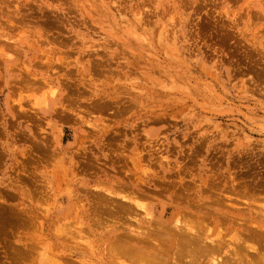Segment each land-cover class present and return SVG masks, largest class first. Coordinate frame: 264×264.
Returning <instances> with one entry per match:
<instances>
[{
    "label": "rangeland",
    "instance_id": "1",
    "mask_svg": "<svg viewBox=\"0 0 264 264\" xmlns=\"http://www.w3.org/2000/svg\"><path fill=\"white\" fill-rule=\"evenodd\" d=\"M0 154V264H118L89 221L101 183L236 248L264 221V0H0ZM78 218L83 250L57 236Z\"/></svg>",
    "mask_w": 264,
    "mask_h": 264
},
{
    "label": "bare ground",
    "instance_id": "2",
    "mask_svg": "<svg viewBox=\"0 0 264 264\" xmlns=\"http://www.w3.org/2000/svg\"><path fill=\"white\" fill-rule=\"evenodd\" d=\"M5 51V50H4ZM93 65V64H92ZM98 65V64H97ZM94 67V66H93ZM92 69V68H91ZM92 72V71H91ZM15 80V79H14ZM11 83V82H10ZM104 97V96H103ZM106 100V99H105ZM104 102V101H102ZM106 102V101H105ZM107 104V103H106ZM104 104V105H106ZM11 106V105H10ZM100 106V105H99ZM38 139V138H37ZM35 142V141H34ZM33 142V143H34ZM13 144V143H12ZM32 144V143H31ZM36 145V144H34ZM33 145V146H34ZM38 145V144H37ZM40 146V145H39ZM39 146H38V149H39ZM44 148V147H42ZM6 149V148H5ZM36 148H34V151ZM41 149V148H40ZM2 151V150H1ZM33 151V150H32ZM37 152V151H36ZM40 150H39V154H40ZM3 153V152H2ZM32 153V152H31ZM1 155V154H0ZM88 155V154H87ZM3 156V155H2ZM16 156V155H15ZM110 156V154L108 155ZM5 157V156H4ZM3 157V158H4ZM24 157V156H23ZM2 159V157H0ZM113 158V157H112ZM129 158V157H128ZM31 159V157H30ZM33 159V158H32ZM101 159V158H100ZM2 161V160H0ZM26 161V160H25ZM24 161V162H25ZM35 161V160H34ZM28 162V161H27ZM128 162V161H127ZM3 163V162H2ZM26 163V162H25ZM24 163V164H25ZM36 163V162H35ZM87 163V162H86ZM18 164V162H17ZM20 164V163H19ZM29 164V167H30V163L28 162ZM32 165V164H31ZM37 165V164H36ZM39 165V164H38ZM88 165V163H87ZM95 165V164H94ZM137 165V164H136ZM26 166V165H25ZM24 166V167H25ZM89 166V165H88ZM93 166V165H92ZM2 167V165H1ZM87 167V166H85ZM84 167V168H85ZM92 168V167H91ZM90 168V169H91ZM95 168H98V167H95ZM18 169V168H17ZM67 169V168H66ZM81 169V168H80ZM87 169V168H86ZM142 169V168H141ZM19 170V169H18ZM93 170V168H92ZM12 171V170H11ZM20 171V170H19ZM26 171V170H25ZM31 171V170H30ZM83 171V170H82ZM98 171V170H97ZM96 171V172H97ZM13 172V171H12ZM18 172V171H17ZM16 172V173H17ZM28 172V170L26 171ZM103 173V172H102ZM33 174V172H32ZM36 174V173H35ZM34 175V174H33ZM32 175V176H33ZM17 176V175H16ZM22 175L20 174V178L22 179L21 177ZM31 176V175H30ZM24 177V176H23ZM17 178V177H16ZM29 178V177H28ZM114 178V177H113ZM140 178V177H139ZM19 179V178H18ZM25 179V178H24ZM35 179V178H34ZM124 179V178H123ZM126 179V178H125ZM13 181V180H12ZM19 181V180H18ZM26 181V179H25ZM140 181V180H138ZM29 183V181H27ZM33 182V181H32ZM209 182V181H208ZM211 182V181H210ZM20 183V182H19ZM23 183V181H22ZM31 183V182H30ZM39 182H37V185H38ZM66 183V182H65ZM130 183V182H129ZM137 183V182H135ZM139 183V182H138ZM32 184V183H31ZM34 184V182H33ZM140 184V183H139ZM137 184V185H139ZM193 184V183H192ZM195 184V183H194ZM209 184V183H208ZM24 185V184H23ZM26 185V183H25ZM123 185V184H122ZM121 185V182H120V185L117 184V186H112L111 184L110 185H104V183H101V184H98L97 186V189H99V193H94L97 195L98 198H100L102 200V202H98V204L95 202V205L97 204V208L99 209H95L94 212L90 213V218H89V221L93 224L95 223L96 226L99 225L102 226L104 224V226L102 227L104 229L105 227V230L106 229H112V230H108V232L105 234V236H108V242L109 244H106L107 246H110V249H109V253H111V255L109 257L112 256L113 259H115L116 261H118V264H119V261H120V264H204L205 260H207V264H264V221L263 222H260L259 224H255L256 221L259 222L258 220H256V218L254 220L255 225L252 226V223L253 222L252 220H250L249 218L244 219V221H246L247 223H245V228L244 230L246 231V234L245 235L243 233V235L246 237L242 238L240 236H234L232 239V243H234V245L237 244V247L236 248H233L231 249L232 247H230V244H227L228 242H226L225 240V237L227 236H222V232H216L215 235H213L212 237H210L211 235L209 234L210 233V229L209 228V232H205V228L203 229V227L201 226L202 223H204L206 220L203 219V216L200 214V213H195V214H192V215H189V212L186 214L184 213H179L177 215V218L176 216L174 218H176V222L173 221V223L175 224L174 226H172L173 224H166L165 222H163V218L165 217V212L166 211H163L161 213V216L158 218H156L154 216V213L152 212V210H148L149 208H147L145 205L141 204L140 202H138V200H136V198L138 199L140 196L136 197V194L134 192V188L136 187L134 184H130V185H127L126 183L122 186ZM247 185V184H246ZM9 186V185H8ZM28 186V185H27ZM33 186V185H32ZM85 186V185H84ZM142 186V185H141ZM140 187V185H139ZM216 187V186H214ZM214 187H211V188H214ZM23 188V187H22ZM28 188V187H27ZM39 188V187H38ZM195 188V187H194ZM245 188V187H244ZM248 188V187H246ZM255 188V187H253ZM18 189V188H17ZM82 190H84L83 188H81ZM88 189V188H87ZM2 192L6 191V189H1ZM4 190V191H3ZM35 190V189H34ZM77 190H80V189H77ZM94 190V189H93ZM136 190V189H135ZM212 190V189H211ZM236 190V189H235ZM238 190V189H237ZM245 190V189H244ZM251 190V189H250ZM253 190V189H252ZM88 191V190H87ZM90 191V190H89ZM96 191V190H95ZM96 191V192H97ZM137 191V190H136ZM139 191V190H138ZM137 191V192H138ZM194 191V190H193ZM205 191V190H203ZM218 191V190H217ZM240 191V190H239ZM0 192V193H2ZM31 192V191H30ZM84 192V191H83ZM92 192V193H93ZM213 192V191H211ZM235 192V191H234ZM241 192V191H240ZM250 191H246V193H248ZM10 193V192H9ZM38 193V192H37ZM86 193V192H85ZM91 193V194H92ZM203 193V192H202ZM206 193V192H205ZM204 193V194H205ZM239 193V192H238ZM243 193V191H242ZM8 194V193H7ZM21 194V193H20ZM88 194V193H87ZM86 194V195H87ZM197 194V193H194V195ZM207 194V193H206ZM215 194V193H214ZM235 194V193H234ZM241 194V193H240ZM250 194V193H249ZM3 195V194H2ZM10 194H8L9 196ZM12 196V199L13 197L15 198V196H13V194H11ZM95 195V196H96ZM141 195V194H140ZM183 195V194H182ZM236 195V194H235ZM238 195V194H237ZM242 195V194H241ZM6 196L7 198V195H5L4 193V197ZM25 196V195H24ZM33 196H36V195H33ZM197 196V195H196ZM213 196V195H212ZM243 196V195H242ZM17 197V196H16ZM30 197V196H29ZM92 197V195H91ZM90 196L88 198H91ZM144 197V196H143ZM149 197V196H148ZM180 197V196H179ZM198 197V196H197ZM204 197V196H203ZM245 197V196H244ZM57 198V197H56ZM87 198V199H88ZM93 198V197H92ZM91 198V199H92ZM186 198V197H185ZM202 198V197H201ZM217 198V197H216ZM215 198V200H217ZM11 199V200H12ZM18 199V198H16ZM33 199V197H32ZM94 199V198H93ZM181 199V198H179ZM188 199V197H187ZM197 199V198H196ZM10 200V199H9ZM20 200V199H19ZM25 200V199H24ZM100 200V201H101ZM115 200H119L118 202L116 201V206H114L115 204ZM182 200V199H181ZM180 200V201H181ZM185 200V199H183ZM182 200V202H183ZM190 201V199H188ZM213 200V199H212ZM220 200V199H219ZM219 200H218V203H219ZM224 200V199H222ZM21 201V200H20ZM27 201V200H26ZM34 201H36L34 199ZM39 201V200H38ZM90 201V199H89ZM94 200H92L93 202ZM96 201V200H95ZM98 201V200H97ZM195 201V200H194ZM198 201V200H196ZM200 201V200H199ZM28 202V201H27ZM181 202V203H182ZM186 202V201H185ZM205 202V201H204ZM212 202V201H211ZM214 202H217V201H214ZM213 202V203H214ZM231 202V201H230ZM237 202V201H236ZM1 203V202H0ZM29 203V202H28ZM94 203V202H93ZM179 203V202H178ZM177 203V204H178ZM194 204L192 205H195L198 204L196 207L200 206L202 207L201 205H199V203L197 202H192ZM217 203V204H218ZM224 203V202H223ZM221 203V204H223ZM233 203V202H231ZM230 203V204H231ZM2 204V203H1ZM9 204V203H8ZM83 204V203H82ZM102 204V205H101ZM207 203L205 202V205ZM236 204V203H235ZM243 204V203H242ZM246 204V203H245ZM4 204H2L3 206ZM57 205V204H56ZM93 206V204H91ZM180 205V204H178ZM191 205V204H190ZM205 205L204 207L202 208H205ZM215 205V204H213ZM226 205V203H225ZM234 205V204H233ZM238 205V204H237ZM29 206V204H28ZM72 206V205H71ZM89 206V205H88ZM195 206H192V209H194L193 207ZM208 206V204H207ZM232 206V205H231ZM244 206V205H243ZM5 207V205L3 206ZM12 207V206H11ZM67 207V206H66ZM228 208L230 206H227ZM234 207V206H232ZM242 207V206H240ZM8 208V205L7 207ZM18 208V207H17ZM210 208V207H209ZM246 208V206H245ZM3 209V208H2ZM12 209V208H11ZM10 209V210H11ZM88 209V208H87ZM187 209V208H186ZM201 209V208H200ZM198 208V210H200ZM210 209H213L214 208H210ZM232 209V208H231ZM237 209V208H236ZM1 210V208H0ZM21 210V208L19 209ZM25 210V209H24ZM34 210V209H33ZM74 210V209H73ZM77 210V208H76ZM142 210L144 211V215H142L143 213H139L142 212ZM257 210V209H256ZM2 211V210H1ZM0 211V212H1ZM29 211V210H28ZM27 209H26V213L28 212ZM6 212V211H5ZM8 212H9V208H8ZM12 210L9 212L11 213ZM17 212V211H15ZM13 212V213H15ZM30 212V211H29ZM33 212V211H32ZM31 212V213H32ZM70 212V211H69ZM196 212H197V209H196ZM256 212V211H255ZM2 213L4 212H1L0 215H2ZM7 213V212H6ZM8 213V214H9ZM73 213V212H72ZM88 213V212H87ZM208 213V211H207ZM209 213H211V211H209ZM5 214V213H4ZM3 214V216H4ZM21 214V213H20ZM19 213L16 215V216H12L14 218H11V222H12V219L14 220H18L17 223L20 224V216H23L24 213L22 215H20ZM66 213H64L63 215H65ZM75 214V213H74ZM92 214V215H91ZM183 214V215H182ZM212 214V213H211ZM6 215V214H5ZM10 215V214H9ZM8 215V216H9ZM12 215V213H11ZM15 215V214H14ZM20 215V216H19ZM181 215V216H180ZM205 215V214H204ZM210 215V214H208ZM207 215V216H208ZM216 215V214H215ZM264 215V214H263ZM7 216V215H6ZM18 216V217H17ZM85 216V215H84ZM206 216V215H205ZM213 216H214V212H213ZM232 216V215H231ZM258 216V215H257ZM256 216V217H257ZM20 217V218H19ZM31 217V216H30ZM211 217V215H210ZM227 217V216H226ZM225 217V218H226ZM4 218V217H3ZM6 220H9L10 218L9 217H5ZM9 218V219H8ZM19 218V219H17ZM27 218V217H25ZM29 218V217H28ZM32 218V217H31ZM36 218V217H35ZM65 218L67 219V217L65 216ZM88 218V217H87ZM209 218V216L207 217ZM234 218V217H233ZM33 219V218H32ZM37 219V218H36ZM126 219L127 223H128V220H130V223L129 224H123L124 223V220ZM128 219V220H127ZM165 219V218H164ZM203 219L202 221L204 222H200V220ZM222 219V218H221ZM259 219V218H258ZM5 220V219H3ZM5 220V221H6ZM24 220V219H23ZM123 220V221H122ZM210 220V219H207V221ZM224 221V217L222 219ZM227 221V219H225ZM239 220V219H238ZM241 220V219H240ZM239 220V221H240ZM4 221V222H5ZM20 221V222H19ZM25 221V220H24ZM33 221V220H32ZM77 221V219L75 220ZM107 221V223H105ZM122 221V222H121ZM125 221V222H126ZM215 221V220H214ZM219 221V220H218ZM3 222V223H4ZM88 222V221H87ZM108 222L110 223V225L108 224ZM134 225H132L133 223ZM217 222V221H216ZM225 222V221H224ZM242 222V221H241ZM1 223V224H3ZM14 223V222H13ZM30 223V222H28ZM35 224L37 223L34 222ZM33 223V224H34ZM59 223V222H58ZM57 223V224H58ZM89 223V222H88ZM122 223V224H121ZM201 223V224H200ZM206 223V222H205ZM209 223H212L211 221ZM218 223V222H217ZM222 223V222H221ZM226 223V222H225ZM224 223V224H225ZM239 223V222H238ZM0 224V225H1ZM6 224V223H5ZM23 224V223H21ZM20 224V225H21ZM32 224V223H31ZM55 224H56V221H55ZM67 224V223H65ZM75 224V223H74ZM78 225H80L79 227L81 229H79L78 227H75L73 224V228L72 225L70 226V223L69 225L67 224V227H65L66 225H64L65 227V230L63 229V232L62 233H59V235H57L58 237L60 236L62 238V236L64 237V240L67 241V239L69 241H67L68 243L70 242V240L72 239L76 240V235H74V231L76 230L77 228V232H75V234H78L77 236H80L79 238L80 239H83L85 240L87 238L88 240V236L87 234L88 233H85L87 235V237L84 238V232L86 231L84 228H82L83 225H85V220L81 221L80 218H78V222H77ZM91 224V225H92ZM108 224V225H107ZM114 224V225H113ZM119 224V226H117ZM121 224V225H120ZM136 224V226H135ZM237 224V223H236ZM246 224H249L251 226H247ZM7 225H9V223H7ZM15 225V224H14ZM17 225V224H16ZM15 225V226H16ZM24 225V224H23ZM91 225H89V227H91ZM138 225V226H137ZM205 225V226H204ZM203 226L204 227H207L208 225V222L207 224H204ZM239 226V224H237ZM13 224L9 227L13 228L12 227ZM14 226V227H15ZM62 226V225H60ZM70 226V227H69ZM96 226H94L95 228H97ZM219 226V225H218ZM222 226V225H221ZM220 226V227H221ZM240 226H242L240 224ZM243 226V227H244ZM2 227V226H1ZM9 227H6L7 229ZM22 227V226H21ZM25 227V226H23ZM30 227V225H29ZM28 227V228H29ZM71 227L73 229H71ZM224 227V225H223ZM4 228V227H3ZM2 228V229H3ZM4 228V229H6ZM33 228V226H32ZM94 228V229H95ZM101 228V227H100ZM115 228V229H114ZM207 228V230H208ZM6 229V230H7ZM16 229V231H19L17 228H14ZM22 229V228H21ZM24 229V228H23ZM26 229V228H25ZM61 229V228H60ZM67 229V230H66ZM75 229V230H74ZM87 229V228H86ZM230 229V228H229ZM242 229V228H241ZM30 230V229H29ZM33 230V229H32ZM84 230V232H83ZM89 230V229H87ZM101 230V229H100ZM213 230V229H212ZM220 230V228H219ZM222 230V229H221ZM224 230V229H223ZM239 230V229H238ZM2 231V230H0ZM11 231V230H10ZM90 231V230H89ZM104 231V230H103ZM218 231V229H217ZM237 231V230H236ZM3 233H5V231H2ZM8 232V230L6 231ZM15 232V231H14ZM13 232V234H14ZM59 232V231H58ZM61 232V230H60ZM240 232V231H238ZM237 232V233H238ZM1 233V232H0ZM19 233V232H18ZM17 233V234H18ZM242 233V232H241ZM7 234H10L7 233ZM16 234V236H17ZM22 234V233H21ZM33 234V233H32ZM31 234V235H32ZM58 234V233H57ZM240 234V233H239ZM238 234V235H239ZM23 235V234H22ZM28 235V234H27ZM56 235V234H55ZM242 235V236H243ZM3 236V235H2ZM0 236V238L2 237ZM8 236V235H7ZM11 237V235H9ZM8 236V237H9ZM14 236V235H13ZM56 236V237H57ZM93 236V235H92ZM15 237V236H14ZM13 237V239H14ZM25 236H22V239L24 238ZM228 237V236H227ZM4 238V237H3ZM2 238V239H3ZM7 238V237H6ZM5 238V239H6ZM77 237V239H79ZM91 238V237H90ZM12 239V240H13ZM63 239V238H62ZM24 240H26L24 238ZM27 240L30 241V239L27 237ZM235 240V241H233ZM4 241V240H3ZM72 241L70 243V245L72 244ZM247 241L248 244H247ZM7 242V241H6ZM28 242V241H27ZM36 242V241H34ZM40 242V241H39ZM38 242V243H39ZM65 242V241H64ZM94 242V241H93ZM63 243V242H62ZM61 243V244H62ZM68 243H64L65 245H67ZM249 243L251 245H249ZM253 243V244H252ZM4 244V243H3ZM15 247V245L12 244V242H8V245H10ZM60 244V246H61ZM74 244V243H73ZM72 244V245H73ZM80 240L75 244L73 245L72 248H74V246H76V249H82L84 248L86 245H80ZM29 245V244H28ZM34 245V244H33ZM71 245V246H72ZM96 245V244H95ZM7 246V245H6ZM11 246L8 248L12 249ZM23 246V245H22ZM30 246V245H29ZM32 246V244H31ZM30 246V247H31ZM63 246V245H62ZM84 246V247H83ZM232 246V245H231ZM5 247V246H4ZM28 247V246H27ZM34 248L32 249H35V245L32 246ZM64 247V246H63ZM69 247V245H68ZM78 247V248H77ZM7 248V247H6ZM19 248V246H18ZM24 248V247H23ZM22 248V249H23ZM37 248V246H36ZM66 248V247H65ZM88 248L85 247V249ZM107 248V247H106ZM5 249V248H4ZM15 249V248H14ZM39 249V248H38ZM84 249V250H85ZM105 249V248H104ZM6 250V249H5ZM4 250V251H5ZM8 250V249H7ZM19 250V249H16V251ZM21 250V249H20ZM24 250V249H23ZM22 250V251H23ZM36 250V249H35ZM83 250V249H82ZM92 250V249H91ZM108 250V249H107ZM106 250V251H107ZM251 251L254 253V255H252ZM1 252V251H0ZM7 252V251H6ZM19 252V251H18ZM27 252V250H26ZM30 252V251H29ZM248 252V253H247ZM13 253V252H12ZM21 253V252H19ZM35 253V252H34ZM250 253L249 256H251V258H254V259H251L249 258L248 254ZM8 254V253H7ZM14 255L18 254V253H13ZM12 254V255H13ZM33 254V253H32ZM1 255V254H0ZM11 256V254H9ZM15 255V256H16ZM36 255V254H35ZM108 255V254H107ZM257 257H256V256ZM5 256V255H4ZM17 256L20 257V255L18 254ZM29 256V255H28ZM39 256V255H38ZM26 257V256H25ZM102 257V256H101ZM2 259L4 257H1ZM11 258L13 257H9V259L11 260ZM1 259V261H2ZM20 260V258H18ZM25 259V258H24ZM49 259V258H48ZM56 259V258H55ZM66 259V258H65ZM68 259V258H67ZM13 261L17 260V259H12ZM22 260V259H21ZM20 260V262H21ZM26 260V259H25ZM27 260H28V257H27ZM36 260V259H35ZM70 260V259H69ZM86 260V259H85ZM106 260V259H105ZM109 260H111L109 258ZM108 260V261H109ZM253 260V261H252ZM45 261V260H44ZM56 261V260H55ZM18 262V261H17ZM28 262V261H27ZM34 262V261H33ZM41 262V261H38V263ZM6 263V262H5ZM12 263V262H11ZM23 263V262H22ZM57 263V262H56ZM110 263V262H109ZM109 263H106V264H109ZM113 263V262H111ZM3 264V263H2ZM7 264V263H6ZM17 264V263H16ZM43 264V262H42ZM51 264V263H50ZM102 264V263H101ZM104 264V263H103ZM115 264V263H113Z\"/></svg>",
    "mask_w": 264,
    "mask_h": 264
}]
</instances>
